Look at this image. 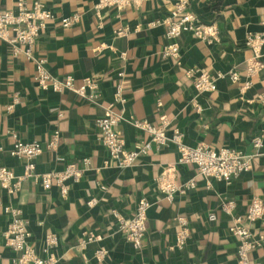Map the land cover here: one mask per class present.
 I'll use <instances>...</instances> for the list:
<instances>
[{"label":"crops","instance_id":"1","mask_svg":"<svg viewBox=\"0 0 264 264\" xmlns=\"http://www.w3.org/2000/svg\"><path fill=\"white\" fill-rule=\"evenodd\" d=\"M36 1L57 18L39 33L34 50L36 56L45 58L52 76H71L77 86L92 77L104 107L112 103L115 89L121 86L124 103L114 105V110L125 118L146 121L156 129L165 122V132H180L191 148L203 145L214 151H241L251 156L252 169L231 179L229 185L210 181L208 186L196 166L178 165L176 183L192 181L196 188L168 203L158 195L155 181L166 166L176 164L178 153L173 146L153 150L120 169L100 143L95 120L103 116L102 109L70 93L39 90L33 83L31 64L20 56L12 57L9 47L0 43V168L16 176L24 173V162L8 153L14 143L11 135L24 143L45 145L58 133L57 149L43 150L34 161L37 176L59 172L67 164L80 166L83 159L90 163L77 183H64L65 197L54 181L45 190L33 178L23 183L18 194L8 196L0 189V264H13L17 255L1 238L10 222L4 209L10 206L28 220L30 245L39 255H43L46 235L58 237L55 264H236L237 241L227 232L233 220L220 207L233 201V215L243 219L253 198L264 202V67L252 86L240 91L245 61L251 55L245 38L264 33V0H148L121 12L103 10L102 19L94 10L98 0H23L28 8ZM179 2L202 22L215 23L220 41L205 45L192 35H182L177 39L180 56L173 60L162 57L170 43L163 26L149 29L145 24L167 18ZM17 3L0 0V12H15ZM72 15L80 16V21L63 28L59 20ZM124 28L129 35L117 37L116 32ZM261 61L264 64V49ZM231 68L241 82L218 81L210 95H196L192 79L186 76L187 72L225 73ZM14 95L18 103L8 111ZM116 130L125 150H133L139 137L148 140L127 123ZM256 137H262L258 149L252 145ZM139 199L150 201L151 207L146 212V236L135 250L118 231L112 212L128 219ZM91 200L96 204L90 208ZM210 214L216 216L213 222ZM179 216L187 219L191 233L182 251L170 249ZM249 229L257 242L250 259L253 264H264V219ZM82 233L94 236L85 249L78 246ZM99 248L108 251L100 261L93 256Z\"/></svg>","mask_w":264,"mask_h":264},{"label":"built area","instance_id":"2","mask_svg":"<svg viewBox=\"0 0 264 264\" xmlns=\"http://www.w3.org/2000/svg\"><path fill=\"white\" fill-rule=\"evenodd\" d=\"M141 1L148 0H137L135 2L131 0H98L94 10L96 15L102 19L100 13L103 10L111 8L121 12L132 4L139 5ZM56 19L50 9L41 2H33L28 8L23 0H18L15 12H0V43L9 47L12 57L20 56L31 64L32 68H34L33 83L39 90L51 91L55 94L70 93L76 95L80 100L102 109L103 116L95 120V125L101 134L100 143L107 151L108 159L116 162L117 167L127 169L136 160L148 155L153 150L160 151L167 146H173L178 153L176 164L166 166L155 181L158 195L168 203H172L176 196L184 195L196 188V182L189 181L183 185L176 183L178 165L196 166L197 173L208 182V186H210V181L229 185L231 179L252 169L251 156L241 151L229 148L214 151L203 145L191 148L184 144L183 135L180 132L177 131L172 135H168L165 132V122L160 128L156 129L146 121L140 122L125 118L122 112L114 110V105L124 103L121 86L115 89L112 95V103L104 107L98 100V83L92 77L82 79L81 85L77 86L71 76L61 78L52 76L46 68L45 58L36 56L34 50L40 36L39 33L48 24L55 23ZM79 21L80 16L72 15L70 18L60 19L59 24L63 28H70ZM157 26H163L165 37L170 42L162 51L163 58H171L173 60L179 58L180 47L177 44V39L182 35H192L205 45L220 41V33L215 23L202 22L194 13H190L181 2L176 4L174 10L167 18L145 24V28L149 29ZM136 29L134 31H137ZM127 35H129L127 28L116 32L117 37ZM244 45H246L251 55L245 61V80L240 88L241 92L248 90L252 86L253 78L264 67L261 61L264 49V33L247 35ZM125 55V53L121 54V59H124ZM117 76L122 78L123 73L119 72ZM186 76L192 79L194 91L198 96L210 95L215 92L217 83L221 80H228L231 84H239L241 82L240 75L232 68L225 73L187 72ZM17 101L18 96L14 95L12 103L7 107V110H12L14 105H17ZM197 111H200V108L197 107ZM126 123L132 126L139 135L146 134L148 137V140H142L139 137L131 151L125 150L124 140L116 130L119 124ZM11 136L14 143L8 153L18 161L24 162V173L22 176H16L11 170L0 168V189L8 196L20 193L23 183L27 179L33 178L45 190L50 189L51 182L54 181L59 188L61 196L65 197L67 195V187L64 183L66 181L77 183L82 175L90 169L88 159H83L80 166L67 164L59 172L44 173L41 176H37L35 174L34 161L42 155L43 150L55 151L57 149L59 142L58 133H53L45 145L37 142L24 143L18 136ZM261 143L262 137H256L252 141L253 147L257 149L260 148ZM101 189L105 190L104 187H101ZM95 204V200H91L87 203V206L91 208ZM150 207V201L139 199L132 216L128 219L121 217L116 212H112L118 231L135 250L141 248L146 236V212ZM234 209L235 203L233 201L224 202L220 207V211L229 217L231 216L233 220V224L228 228L227 232H229L230 236H234L237 241L236 264H253L250 259V251L254 246H257V242L253 240L249 225L264 219V202L258 198H253L247 206L243 219L233 215ZM4 212L10 217V222L1 238L4 246L12 249L17 254L12 259L13 264H55L56 258L53 250L58 246V237L46 235L44 246L41 250L43 255H39L30 245L29 222L21 218L20 210L10 206L5 208ZM208 219L213 222L216 220V216L210 214ZM176 223L175 240L170 249L182 251L191 233L189 232L188 221L184 216H179L176 219ZM81 236L78 246L85 249L94 240V236L91 233H82ZM107 253L108 251L105 249L99 248L94 251L93 256L100 261Z\"/></svg>","mask_w":264,"mask_h":264}]
</instances>
